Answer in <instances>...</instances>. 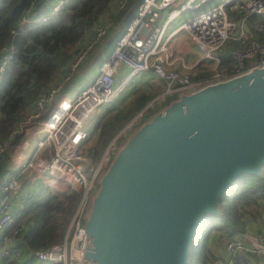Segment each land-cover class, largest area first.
Listing matches in <instances>:
<instances>
[{
	"label": "built area",
	"instance_id": "built-area-1",
	"mask_svg": "<svg viewBox=\"0 0 264 264\" xmlns=\"http://www.w3.org/2000/svg\"><path fill=\"white\" fill-rule=\"evenodd\" d=\"M67 1L33 0L35 9L46 3H49V7L40 13L23 14L19 24L31 25L32 22L44 19L65 6ZM116 1L120 9L129 0ZM228 6L238 9L242 15L236 18ZM186 11L193 13L182 22L181 27L192 34L201 51L194 63L187 65L207 62L210 73L203 78H194V71L190 69L178 68L174 63L175 58L168 53L167 26L172 19ZM135 12L115 37L110 52L98 60V69L93 77L85 81L74 94L64 92L57 96L64 85L63 80L40 91L18 126L10 130L0 142V161L6 159V154L10 157V149L15 161L13 165H6L0 175V256L3 259L0 264L22 254L17 243V228L13 227V231L8 228L13 225L16 208L23 204L26 189L36 187L40 182L47 183L57 194H64L71 188H81L83 195L72 212L64 240L36 247L32 252L47 264H55L57 261L62 264L81 263L85 218L92 192L101 170L108 166L119 145L116 138L110 142V147L102 153L91 176L89 172L94 162L85 170L86 151L83 146L94 130L97 119L94 113L110 107L121 87L130 78L124 79L121 85L116 84L120 63L130 67V76L152 68L165 79V88L150 99L147 104L149 108L175 92L196 89L209 81L224 79L253 66L264 65V0H217L214 4H208V0H141ZM251 16L255 17L252 19ZM110 24L109 18H99L93 29L80 39L68 60L70 70L64 72L65 80L78 68L97 41L110 33ZM252 27L260 31L262 37L253 35ZM231 39H236L238 44L230 49L231 61L226 62L221 51ZM161 53L166 54L164 58ZM12 55V50L4 46L0 53V72ZM66 113H70L71 117H66ZM143 113L144 110H141L134 115L120 133L132 129ZM33 119H41L42 125L34 130L35 141L26 138L23 142L24 134L32 132L29 125L34 122ZM31 144L34 145L32 151ZM21 174L35 180L26 187L22 183L24 176ZM260 217L258 220L251 217L245 229L230 236L222 248L213 245L214 250L219 251V257L211 264H232L231 254L244 248H251L264 258V211Z\"/></svg>",
	"mask_w": 264,
	"mask_h": 264
},
{
	"label": "water",
	"instance_id": "water-1",
	"mask_svg": "<svg viewBox=\"0 0 264 264\" xmlns=\"http://www.w3.org/2000/svg\"><path fill=\"white\" fill-rule=\"evenodd\" d=\"M132 0L110 40L136 13ZM264 170V65L209 81L142 121L101 170L80 264H190L202 218Z\"/></svg>",
	"mask_w": 264,
	"mask_h": 264
},
{
	"label": "trees",
	"instance_id": "trees-1",
	"mask_svg": "<svg viewBox=\"0 0 264 264\" xmlns=\"http://www.w3.org/2000/svg\"><path fill=\"white\" fill-rule=\"evenodd\" d=\"M32 2L33 0H0V53L4 46H8L13 52L0 72V142L10 130L18 126L40 91L61 80L63 87L65 86L75 71L66 80L63 78L64 72L70 70L68 60L78 47L80 39L93 29L97 19L109 18L111 31L128 10L132 0L120 9L117 8L116 0H68L65 6L48 17L32 22L31 25H20L19 19L23 14L30 15L36 11L40 13L49 7V3H46L35 9ZM256 35L262 37L258 30ZM237 44L236 39H231L221 51L226 62L231 61L230 49ZM196 67L194 78H203L210 73L207 62L199 63ZM178 94H170L154 107L146 109L139 122L149 118ZM153 96L151 92L140 91L126 105L104 107L99 113L101 119L98 136L101 142H109ZM139 124H134L132 130ZM124 138V135H119L117 144ZM5 169L2 160L0 175ZM25 195L22 206L16 208L13 225L8 228L10 231L17 228L15 232L21 256L24 255L23 250L32 254L36 247L64 240L72 212L83 193L81 188H71L64 194H57L47 183L41 182V185L27 188ZM263 211L264 170L262 174L247 172L238 177L222 195L220 212H210L202 218L193 237L190 264H211L219 257V251L209 247V236L213 229L216 232L213 237L214 245L222 248L230 236L245 229L251 217L261 216ZM231 256L232 264H264L263 256L251 248L235 251ZM55 264L62 263L57 261Z\"/></svg>",
	"mask_w": 264,
	"mask_h": 264
},
{
	"label": "crops",
	"instance_id": "crops-1",
	"mask_svg": "<svg viewBox=\"0 0 264 264\" xmlns=\"http://www.w3.org/2000/svg\"><path fill=\"white\" fill-rule=\"evenodd\" d=\"M217 0H208V4H214ZM231 14L235 16L236 18H239L242 13L237 9L230 8L228 6ZM193 12L192 11H186V13L181 14L177 16L176 18L172 19L171 22L167 26V37L169 36V49L168 53L173 56L174 63L178 68H181L183 70L190 69L191 71H194V73L197 71L196 65H187L192 64L194 61L200 56L201 51L198 49L197 44L192 36V34L186 29L181 27V24L183 21L186 20ZM255 16H251L253 19ZM163 19V17L161 18ZM252 34L256 35L257 29L252 27ZM110 34H106L102 39L100 38L97 41V44L91 49V52L85 57L84 60L90 61L88 69L81 73L79 77L76 79H73L71 77L68 79V81L65 83V86L61 88V90L57 93V96H61L64 92H70L71 94H74L77 92V90L80 89V86L85 82L88 81L91 77L94 76L98 69V60L100 57L107 55L111 47L114 44L115 37L111 38L110 40ZM165 53H161V57H165ZM185 64L187 66H185ZM118 73H117V79L120 81L119 83H122L124 79L127 77H130L129 80L121 87L122 89L118 92L116 95L112 105L110 107L113 108L114 104H116V107H119L118 105H126L131 101V98L138 94L140 91H145L148 93H153V95L156 94L158 90H162L165 87V79L161 77L156 71L152 68L148 70H144L139 73H135L130 76L131 69L124 63H120L118 65ZM127 102V103H126ZM150 102V101H149ZM148 102V103H149ZM147 103V104H148ZM147 104L144 106L142 110H148L149 107H147ZM115 107V106H114ZM103 108L97 110V112L94 113V116L97 117L95 124H94V130L92 131V134H94V138L97 137L99 131V123H100V117L99 113ZM104 110V109H103ZM136 115V114H135ZM91 134V135H92ZM91 136V138H93ZM95 143V140L93 139V144ZM25 178V185L27 187L28 183L33 182L35 179L31 178L30 176L27 177V175H23ZM39 179V178H38ZM39 183V182H38ZM41 183V182H40ZM39 183V184H40ZM38 184V185H39ZM1 242V241H0ZM223 252V251H222ZM28 258H31L29 261ZM25 260V262H23ZM0 261H3L2 257L0 256ZM5 264H47L44 261L39 260L35 253L32 252V254H26L22 255L21 257H12L8 260L4 261Z\"/></svg>",
	"mask_w": 264,
	"mask_h": 264
},
{
	"label": "rangeland",
	"instance_id": "rangeland-1",
	"mask_svg": "<svg viewBox=\"0 0 264 264\" xmlns=\"http://www.w3.org/2000/svg\"><path fill=\"white\" fill-rule=\"evenodd\" d=\"M263 18V17H262ZM262 18H261V21H262ZM110 33H111V31H110ZM168 49H169V47H168ZM170 50V49H169ZM91 52V50L87 53V55L89 54ZM86 55V56H87ZM85 56V57H86ZM85 57L81 60L82 62L79 64V66H78V68L75 70V72H74V74H73V76H72V78L73 79H76L77 77H79V75L81 74V73H83V72H85L87 69H88V67H89V62L90 61H86V60H84L85 59ZM120 81H116V84L117 85H121V83H119ZM160 91H162L161 89L160 90H158L156 93H158V92H160ZM127 103V102H126ZM114 106L116 107V104H114ZM113 106V107H114ZM118 106H120V105H118ZM99 117H100V115H99ZM100 119H101V117H100ZM141 120V117L137 120V123L139 124L140 121ZM32 121H34L31 125H29V128H31L32 129V132L31 133H25L24 134V136L22 137V141L24 142V140L26 139V138H32V142L33 141H35V138H34V135L36 134V131H34V130H36V129H38L42 124H41V119H33ZM138 125H135V128L137 127ZM133 128V127H132ZM134 128V129H135ZM133 129V130H134ZM131 130L132 129H128V130H126V131H123L122 133H120V131L119 132H117L114 136H113V138L109 141V142H107V143H102L101 142V139H100V137L98 136V134L96 135L97 137H95L94 138V134H92L91 136H93V138H88V139H86V144H84V146H83V148L85 149V151H86V153H85V156H86V158H85V160H86V166H85V170H87L89 167H90V163L91 162H94L93 163V165H92V168L90 169V172H89V174H90V176L92 175L91 173H92V170L97 166V164H98V162H100V160H101V157H102V153L104 152H106L107 150H108V148L110 147L109 146V144H110V142L112 141V140H114V138H116L117 139V137L119 136V135H124V137H127L128 135H130L132 132H131ZM132 130V131H133ZM131 132V133H130ZM93 139L95 140V143L93 144ZM125 139V138H124ZM123 139V140H124ZM122 140V141H123ZM95 146V148H92V146L93 145ZM34 149V145L33 144H31V149H30V151H32ZM6 159L3 161L4 162V166H6V165H13L14 163H15V161H14V157H13V153H12V151H11V149H10V157H8L7 156V154H6V157H5ZM25 178L26 177H23V179H22V183H25ZM43 179V178H42ZM39 185H41V183L39 184ZM49 186V185H48ZM49 188H50V186H49ZM259 218H261L259 215L258 216H255V220H258ZM215 234H216V232L214 231V229L212 230V232H211V234H210V236H209V247L210 248H213V245H214V243H215V240H214V238L213 237H215ZM220 240L221 241H224L223 239H221L220 238ZM23 252H24V255H25V253L27 254L28 252H26L25 250H23ZM28 260L30 261L31 260V258H28Z\"/></svg>",
	"mask_w": 264,
	"mask_h": 264
},
{
	"label": "bare ground",
	"instance_id": "bare-ground-1",
	"mask_svg": "<svg viewBox=\"0 0 264 264\" xmlns=\"http://www.w3.org/2000/svg\"><path fill=\"white\" fill-rule=\"evenodd\" d=\"M65 115H66V117H71L70 113H66Z\"/></svg>",
	"mask_w": 264,
	"mask_h": 264
}]
</instances>
